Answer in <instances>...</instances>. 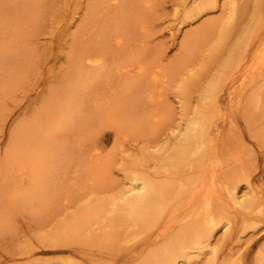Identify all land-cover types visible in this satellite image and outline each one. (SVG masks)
Returning <instances> with one entry per match:
<instances>
[{
	"label": "rangeland",
	"instance_id": "obj_1",
	"mask_svg": "<svg viewBox=\"0 0 264 264\" xmlns=\"http://www.w3.org/2000/svg\"><path fill=\"white\" fill-rule=\"evenodd\" d=\"M211 1L0 0V264H162L160 234L209 206L211 247L174 263L264 264V116L247 100L264 85V0ZM197 113L216 158L180 168L165 153ZM30 161L42 187L14 198ZM135 171L136 192L153 178L166 191L150 221L128 219Z\"/></svg>",
	"mask_w": 264,
	"mask_h": 264
},
{
	"label": "bare ground",
	"instance_id": "obj_2",
	"mask_svg": "<svg viewBox=\"0 0 264 264\" xmlns=\"http://www.w3.org/2000/svg\"><path fill=\"white\" fill-rule=\"evenodd\" d=\"M204 1H209L212 4L211 0H204ZM205 37H207V36L205 35ZM205 37H204V40L206 39ZM196 38L197 37H195L194 35L189 37V39L191 41H193L191 43L192 45H196L197 46L203 40V38H202V39H199V40L196 41ZM239 59H241V58H239ZM98 61L99 60H97L96 62H98ZM234 62H236V60ZM238 63H239V61H238ZM241 63H243V62H241ZM258 63L260 64V62H258ZM263 63H264V61H263ZM252 64H254V63H252ZM259 64H258V66H259ZM234 65H237V63L234 64ZM254 65H250V66H254ZM234 67H236V66H234ZM246 69H248V68H246ZM258 73H260V72H258ZM260 76H262V75H260ZM260 83H262V82H260ZM260 83L255 87V89H253L251 91L250 95H248V99L247 100H248V105L254 106V107L257 106L256 108H260L261 109L260 110L261 111L260 114H262L261 116H264V109L262 110V108H264V98H263L264 97L263 96L264 91H262L264 89V85L260 84ZM215 84H216V82L214 83V85ZM216 86H217V84H216ZM118 100H119V103H117L115 106H112L109 109V112L112 113V115L109 116L110 123H111L112 126H114V125L117 126V123L119 122V121L116 120L115 115H116V113L120 112L119 108L121 106V101L123 99L120 98ZM262 111H263V113H262ZM193 116H192L193 117V121L191 122L190 126H188L189 128H187V130L185 132V135L183 137L186 141H183L181 144H178L177 146L173 147V149H172V151L170 153H167V154L165 153V156L168 157L169 160L170 159H174L179 167L182 164V166H185V167L188 166L191 169L194 166L193 165L194 162H198V163H196V165H197L196 167L201 169V170H204L205 169L204 165H206V163H209V162L211 164V161L214 158H216L215 156H216V153H217L216 151L217 150L215 151L214 148L213 149L212 148H208L206 150L207 147L204 145L205 144L204 139L207 136L206 132H204V131H206L205 130L206 129V124L205 123H207L208 120H206L207 122L205 121L202 113L201 114L197 113V115L193 114ZM209 121L211 122V120H209ZM64 122H66V121L62 117H59L58 120L54 124V128L51 131L47 132L46 134L47 135H49V134L51 135V133H53L54 131L61 130L62 127L64 126ZM154 125H155V126H153L154 134L156 132H159L160 129L163 127V124H162L161 121L155 122ZM256 130H259V129L257 128ZM117 131H121V130H117ZM259 134H260L259 136L262 135L264 137V131L263 130L260 129ZM259 138L262 139L261 137H259ZM189 143L191 144V147L189 146ZM167 144L169 145L168 142H167ZM208 147H210V146H208ZM155 148H158V147H153V149H155ZM155 151L159 152V156L161 157V163H164L165 162V160L163 159V154L164 153L160 152L161 151L160 148H159V150L155 149ZM155 158H153V159H155ZM194 158H197V160H194ZM37 159L40 161V163H42V160L44 159L43 154L40 153V155H39V157ZM190 160H191V162H189ZM183 163H185L186 165H184ZM191 163H192V166L190 165ZM30 164H32L34 167H33L32 171L29 170L28 175L31 177V180H33V182L28 187L29 188L28 190H24L22 192L21 191L18 192L19 191L18 190L17 192L19 194L15 195L14 198H19V197L20 198H23V197H27L28 198L34 192L39 191L40 188L42 187V183H40V180H42V176L43 175H42L41 171H38L39 170V166H41V164L38 166V164L35 161H30ZM188 169H187V171H188ZM199 169L195 168V170H199ZM40 170H41V167H40ZM192 170H194V169H192ZM195 170H194V172H196ZM148 176H149V174H148ZM152 177H154V176H152ZM130 178H131V184L127 187V189H125V192H124V194L122 196V198H124L126 196L125 197L126 199L124 198L125 199L124 201H126V202H124V204H125V207H126V209L128 211V215H129L128 219H130V217H131V219L132 218L138 219V221H140V220L145 221V222L146 221H150V220L153 219L152 216H155V214L158 213L159 210L158 209L155 210V209L159 206L160 202H163L164 200L167 199V195L164 194V193H166V191H164L160 187L159 183L156 184L157 182H155V178H153L150 181H147V180L143 181V185L141 187V190L136 192L137 188H138L137 185L139 184L138 183L139 182V178H143V177L140 176L135 171V172H131ZM31 180H29V181H31ZM179 188H181V187H179ZM176 189H178V188H176ZM130 193H132L133 195L130 194ZM250 200L252 201V199H250ZM254 200L255 199L253 198V201ZM15 201H16V199H15ZM0 202H1V199H0ZM234 203L236 205H238V204L241 205L240 209L242 208V211H244V214H247L246 212L249 211V212H251L250 214L253 215L254 212H255V208H254V205H253L255 202L252 203V202L248 201V202L244 203V201L241 202V199L239 197H235L234 198ZM257 204H259V200H258ZM256 206H258V205H256ZM126 209L124 210V212H127ZM235 212H237V211L235 210ZM136 214H138V216ZM214 214L215 213H213V211H212V206H211V208L209 206L208 209H207L206 215H204V217L202 216L204 218L202 220V222L199 221L202 218H194L193 221H192V225L191 226H187V225L181 226L180 228H178V231L176 232V234L175 235L171 234L169 236V238H167L166 232L163 231L161 233L162 235L160 234V236H164L165 235L164 236V240L168 241L170 239L171 243H170V246L168 245V248L166 249V252L163 254L164 261H162V264H175L174 262L178 258H186L188 256V252L189 251L201 252L203 250H206V248L211 247V238L213 236L212 234L215 231V228L217 227V221H218ZM247 219H249L248 216H247ZM250 219H251V217H250ZM244 221H246L245 217H244ZM185 235H188V237L187 238H183ZM212 251H213L212 253L216 254V252H214V249ZM215 254H214V256H215ZM215 257H214V259H215ZM165 258H169V260H167ZM225 261H228V260H225ZM224 263H222V264H224Z\"/></svg>",
	"mask_w": 264,
	"mask_h": 264
}]
</instances>
